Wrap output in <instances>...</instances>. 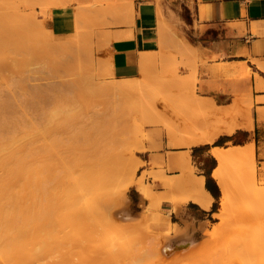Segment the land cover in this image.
Returning <instances> with one entry per match:
<instances>
[{
    "label": "bare ground",
    "instance_id": "1",
    "mask_svg": "<svg viewBox=\"0 0 264 264\" xmlns=\"http://www.w3.org/2000/svg\"><path fill=\"white\" fill-rule=\"evenodd\" d=\"M128 5L130 6L128 11H124L126 23L130 21L129 17L134 16L133 2L131 1ZM190 47L192 48V46ZM143 61L145 63L141 62L142 70L149 62V57H145ZM225 65L220 67L221 72H228L229 66ZM249 70L247 66L239 64L230 67L232 73H247ZM128 83L120 82V86L116 84L113 87L122 90L129 86ZM7 85L6 87L10 88ZM5 101L0 102V106L2 103L4 107L5 104L6 107L10 105L11 102L6 101L7 103H5ZM199 102L200 99L193 96L188 100L190 108L197 106ZM17 103L19 104V102ZM60 107L63 108L56 109L54 114L61 111L64 116H70L71 112L66 109L65 105ZM219 108L227 110L225 107ZM148 112L151 113L150 110ZM5 113V111L4 113L0 111V264H215V261L219 262L218 264H264V240L261 239L255 241V245L252 243V246L254 245L253 254L248 253L251 252L249 250L251 246L247 242L248 245H246L249 247L246 249L245 246V251L248 250V252L245 255L243 253L241 257H237L236 254L237 249L240 250L239 248L233 250L239 246L235 245L241 243V239H237V237L236 240L232 239L233 243L236 241L235 244H232V247L235 246L232 251L228 248L232 252L230 253L232 256L224 248H218L219 252H217L218 250L214 251L217 252L216 257H213L214 253L185 255L187 250L197 242V239L189 233V228L170 222L168 220L170 218H167L170 228V232L167 234L145 231L146 228L143 229L138 225L143 217L133 215L125 194L130 186L137 184L142 196L150 201L144 211V213L147 212L146 215L142 214L144 218H151L153 216L152 205L157 209L163 201L173 203L175 208L188 201L208 207L211 196L205 188V178L196 173L190 155L182 149L191 144H214L219 134L231 133L236 126L224 128L214 124L215 132L198 137L190 131L183 132L166 124L169 127L165 126L170 147L182 150L181 157L176 163L180 171L177 174H168V168L151 171V177L159 181L165 189V192H159L162 194H157L158 192L156 193L152 184L145 182L144 177H147V174L140 175L139 179L136 178L138 165L142 161L135 158L133 152L125 153L123 151L124 153H121L122 151H119L118 154L112 150L110 142L114 140L108 133L113 127L110 129L105 127V130L96 127L89 130V127L73 131L61 145L65 147H63L65 150L67 149L66 152L61 150L66 154L68 152L66 156L58 158V156L54 157L52 154L46 153L50 152L47 150L50 147V149L53 148L51 151L54 152L53 154H58L55 151H59L60 146L58 145L57 150L54 145L61 142L54 139L46 144H49V147L44 146L46 148L44 150H47L44 151V154L47 156L43 152V156H39L38 153L37 155L33 153L35 151H31L35 147L36 139L34 127L26 126L28 134L26 137H30L28 141L31 138L34 139V142L32 139L28 142L26 138L24 144L20 141L22 137L20 136V139V133L17 131L19 125L11 119L13 115L9 118L10 115L8 114L9 117H7L8 115ZM152 116H150L151 119ZM156 116L153 118L155 122ZM205 116L209 118L207 120L211 121L214 112L209 109ZM155 122L151 120V123ZM236 125L241 126V124ZM78 135L82 140L76 139ZM122 135L124 136V134ZM120 139L119 141L122 140V143L123 138ZM142 147L144 150L148 148L146 145ZM210 153L218 161L212 175L221 189L220 208L215 214L219 221L215 223L212 235L216 238L223 236L231 228L230 224H239L241 221L242 225L243 222L250 221V219L252 224L248 223L252 229L249 227L250 230L246 231L248 225L246 223V226L243 224L245 228L241 229L239 233L246 231L245 234L251 232L254 234L255 227L252 226L260 224V218L264 217V187L259 185L255 175L254 144L214 147ZM59 156L62 155L59 154ZM114 182L117 184V189L119 185L118 202L120 207L116 211L108 213L107 207L105 208L104 205H110L116 201L112 190ZM174 191L179 194H175ZM240 194L251 199L250 201L246 197L251 202V207L247 209L249 207L247 205L245 211V208H242L243 212H239L242 215L240 214L238 217V212L235 216L233 214L237 209L236 200ZM246 201H244L245 204ZM241 204L243 206L244 203ZM160 217L158 215V218ZM254 219L257 221L255 222ZM263 222L260 226L264 225ZM161 225L158 224V226ZM262 229L261 231H264ZM252 237L253 235L248 238L252 239ZM254 237L257 236L254 234ZM139 239L145 241H143L145 245H141L142 247L136 246V241ZM244 240L246 241V239ZM244 242L242 241L243 245H240L244 246ZM227 244L223 245L227 246ZM254 250H258L260 254ZM49 255L57 257L54 262L45 261Z\"/></svg>",
    "mask_w": 264,
    "mask_h": 264
},
{
    "label": "rangeland",
    "instance_id": "2",
    "mask_svg": "<svg viewBox=\"0 0 264 264\" xmlns=\"http://www.w3.org/2000/svg\"><path fill=\"white\" fill-rule=\"evenodd\" d=\"M131 1L135 4L136 1L144 0H88L87 2H82L78 4L74 30L67 35H63L54 32L49 27V20L53 14V9L67 5V0L62 5L56 3L59 6H53L55 4L53 0H0V94L2 95H0V100H2L0 102H3V100L11 102H8L10 105H7V107L11 106L8 109L6 104L4 107L2 103L0 111L3 113L5 111V114H9L10 117L9 115L7 116L9 118L13 115L11 119L19 125L17 131L20 133L19 137H22L20 141L24 144L26 143L25 139L27 138L28 141V138H30L26 137L28 136L26 126L34 127L36 139L35 147L31 151H35L36 153H33L36 155L38 153L39 156H43L44 149L50 146L46 144L52 142L53 139L61 142L54 145L56 149L60 146L58 148L59 151H55L58 154H53L54 152H51L53 148L51 150L50 147L49 149L47 148L50 152L47 150L45 152L48 155L52 154L54 157L58 156V158L66 156L68 154V152L67 154L65 153L67 149L65 150V147L61 145L73 131L76 132L79 129L89 127V130H93L95 127L104 130L105 127L109 129L113 127L114 129H110L108 133L114 140L110 142L112 150H115L118 154L121 151V153L133 152L135 158L142 161L138 165L136 178L139 179L140 175L147 174V177H144L145 182L151 183L156 193L158 192L157 194H162L159 192H165V189L159 181L151 177V171L168 168V174L179 173L180 168L176 166V163L181 157V151H186L190 155L192 146H194L191 144L180 151H178L179 148L170 147L167 128L172 125L174 129H179L183 132L190 131L199 137L215 132V125L224 126L223 120H215L214 118L211 121L207 120L209 118L205 116V113L210 107L203 102L202 98L198 97L200 102L197 106L189 107V98L199 96L196 86L199 68L207 65L209 59L200 54L193 56L179 49L176 43V36L184 38L192 44L195 43V38L186 25H184L185 30H182L180 26L171 24L172 35L171 33L169 34L170 36H168V39L158 51L152 52L151 59L147 62L139 77H134L133 79H116L113 77L110 62L105 55L111 42L108 39L110 36L109 29L121 25L119 23L120 18L115 15V11H128L130 7L128 4ZM172 1L161 0L163 6L171 4ZM125 2H128L126 3L127 5ZM51 7L52 9L50 10ZM184 11L185 15H187L186 7ZM120 82H129L130 84L128 83L129 86L122 90L113 87L116 84L120 86ZM6 85L10 86V88H7ZM6 101L5 103H7ZM63 105L68 111L70 110V116H64L61 111L54 114V111L63 108L60 107ZM147 110H150L151 113ZM144 115L145 117H143ZM150 116H152V119ZM154 116H156L155 120L157 123L153 119ZM164 117H166V120ZM151 120L155 123H151ZM166 124H169V127ZM118 138H123L124 143L122 142V144V140L120 139L121 141H119ZM76 139H79V135ZM32 140L34 142V139ZM144 145L148 146V150L142 149ZM190 147L192 148L190 149ZM62 149L65 150V152L62 151L63 154L61 152ZM188 149H190V153ZM29 153L32 154V152ZM59 154L62 156H59ZM190 158L198 174L197 159L194 158L192 153ZM253 162L257 181L261 187H264V162L256 159L255 154ZM116 186L117 184L115 183L114 189L112 188L116 201L113 202L114 204L104 205L105 208L107 207L108 213H112L120 207L118 202L120 196L119 185L118 189ZM135 190H138L137 184L130 186L125 194L133 215L135 217L139 215L143 217L138 225L143 227V229L146 228L144 229L145 231L148 230L156 234H167L170 232L166 221L167 217L171 219L170 211L167 210L168 201L161 202L160 207L157 209L156 207L154 208L153 203L150 204L152 205L153 216L144 218L142 214L150 201L142 196L144 199L140 204H137L134 195ZM176 193L179 194L177 191ZM242 196H244L243 199H241ZM238 197L237 200L239 201L236 200V203L241 206L236 207L237 209H235L236 211L233 215L235 216L238 212L237 215L239 217L243 212L242 208H245V211L247 205L249 206L247 209L251 207V199L246 196L249 201L243 194ZM243 200L248 201L245 204ZM169 203L173 205V203ZM241 203L245 205L243 204L242 206ZM181 205L176 208L174 205L172 207L177 211ZM219 206L218 199L216 211ZM157 214L161 217L158 218ZM154 215L157 217L153 218ZM175 219L173 217V220ZM263 219L264 217H261L260 221L258 220L260 222V224L257 223L258 226L255 223L252 226L253 228L255 227L253 233L257 237H254L252 232L249 233L250 235L245 234L247 229H252L248 223L251 219L245 223L243 222L242 225L241 221L239 224H230L231 228L228 232L218 238L212 235L214 225L219 221L216 217L209 223H200L197 226L194 223H186L187 225L185 224L183 227L189 228L197 242L187 250L185 255L214 253L212 255L216 257L215 254L219 252L218 248H224L230 255L232 248L239 245L233 250L239 248L241 251L237 249V252H239H234H236L237 257H241L243 253L244 255L245 253L247 254L248 250L245 251V246L248 249V244L251 246L249 247L251 252L248 253L253 254L254 242L260 239L264 240V231H261L262 228L264 229V225L260 226L261 222L264 221ZM159 221L164 223V227L160 229L158 228ZM243 224L244 226L247 225L246 231L242 232L244 234L239 233L241 229L245 228ZM233 225L234 227L232 228ZM245 235L250 238L253 235V237L249 239ZM236 237L241 239V243L240 240L239 243L242 245V241L244 242V239H246L244 246L237 244L232 247V244L236 243L234 240L233 243L232 239L236 240ZM143 241L144 239L137 240L136 246L142 247L141 245H145V241ZM224 242L226 244L230 243L225 246L223 245L225 244ZM252 243H254L253 246ZM228 245L231 246L229 247ZM228 248L231 250L229 251ZM216 250L218 251L214 252ZM254 251L259 253L258 250ZM55 258L57 257L49 255L45 258V261L52 263ZM215 262V264L219 263Z\"/></svg>",
    "mask_w": 264,
    "mask_h": 264
},
{
    "label": "crops",
    "instance_id": "3",
    "mask_svg": "<svg viewBox=\"0 0 264 264\" xmlns=\"http://www.w3.org/2000/svg\"><path fill=\"white\" fill-rule=\"evenodd\" d=\"M53 1V6H59L66 0ZM67 1V5L53 9L49 20V27L63 35L74 30L78 4L88 0ZM133 8L134 16L129 17L127 23L125 12L116 10L121 25L109 29L111 42L105 55L113 77H139L142 63H145L143 60L145 57L150 60L152 52L158 51L166 42L172 31L171 24L182 30L186 25L195 43L176 36L179 49L209 59L207 65L199 68L197 97L209 105L215 120H223L224 128L236 126L231 133L219 134L214 144L201 143L190 147L197 159L198 174L205 178V188L211 196L210 205L204 207L188 201L175 211L173 205L167 203L170 222L182 227L186 223L195 226L209 223L220 208L213 209L218 199L220 204L221 198L220 186L212 175L218 165L216 157L210 153L212 148L254 144L256 159L264 162V0H173L164 6L161 0H144L133 2ZM237 64L247 66L249 72L232 73L230 67ZM222 65L229 66L228 72H221ZM207 179L217 197L206 187ZM134 195L140 204L144 199L140 191L135 190ZM160 224L159 229L164 227V223ZM189 233L193 236L190 230Z\"/></svg>",
    "mask_w": 264,
    "mask_h": 264
},
{
    "label": "trees",
    "instance_id": "4",
    "mask_svg": "<svg viewBox=\"0 0 264 264\" xmlns=\"http://www.w3.org/2000/svg\"><path fill=\"white\" fill-rule=\"evenodd\" d=\"M216 144H220V143H219V142H216ZM209 181H210V180L207 179V181H206V187L212 192V194H213L215 197H217V194L211 190V188H210V186H209ZM213 209L216 210V204L214 205V208H213Z\"/></svg>",
    "mask_w": 264,
    "mask_h": 264
}]
</instances>
